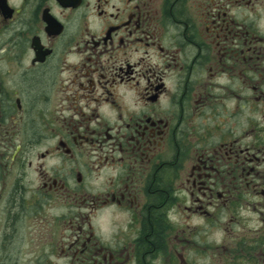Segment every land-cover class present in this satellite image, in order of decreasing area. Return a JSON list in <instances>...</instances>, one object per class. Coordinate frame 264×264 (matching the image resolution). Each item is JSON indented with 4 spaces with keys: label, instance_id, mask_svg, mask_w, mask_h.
I'll return each instance as SVG.
<instances>
[{
    "label": "flooded vegetation",
    "instance_id": "obj_1",
    "mask_svg": "<svg viewBox=\"0 0 264 264\" xmlns=\"http://www.w3.org/2000/svg\"><path fill=\"white\" fill-rule=\"evenodd\" d=\"M0 175V264H264V0H0Z\"/></svg>",
    "mask_w": 264,
    "mask_h": 264
},
{
    "label": "rangeland",
    "instance_id": "obj_2",
    "mask_svg": "<svg viewBox=\"0 0 264 264\" xmlns=\"http://www.w3.org/2000/svg\"><path fill=\"white\" fill-rule=\"evenodd\" d=\"M39 107L42 108V106H39ZM2 175L5 176V173H3ZM2 175H0V184L1 185L4 184ZM11 183H12V181L8 180L7 181V187L9 185H11ZM2 209H3V207L1 206L0 207L1 222L3 220ZM35 217H36L37 221L40 219L39 216H37V215H35ZM47 229H48L47 226H45L44 224L41 223L35 229V231L32 230L31 228L28 230H24L22 228V229H20V233L24 232L26 235L31 237L30 238V244L28 246L30 248H32L33 251H35L37 244H39V242H40V237L48 232ZM194 229H195V231H194ZM240 229H242L241 226L240 227L239 226L237 227L234 225L227 226V229H226L227 241H226V243H224L225 237L224 236L222 237L221 234L216 233L214 228H211V227L210 228H208V227L204 228L200 224H198L196 226H190V228L184 227V225L180 226V227H178V230L180 232L186 230L187 235L189 233L194 234L192 237H194L193 241H194V245L196 247L195 248L196 252L194 251V253H190L192 251H190L189 245H187L185 249H182V248H184V244L183 245L180 244L179 255H180V257L182 256V258L185 257L186 261L189 264H219L218 260H217L219 257L216 256L217 254H223V253H227V254L234 253L235 254L238 242H237V240L235 241L234 239H236L237 233L240 234ZM192 237H191V241H192ZM197 248H199V249H197ZM225 249H228L227 251H230V252L225 251ZM232 250H233V252H232ZM25 254H26V252H25ZM21 260L23 261V259H21ZM27 261H29V260H27ZM222 262L223 263H229L230 260L225 259V257H224Z\"/></svg>",
    "mask_w": 264,
    "mask_h": 264
}]
</instances>
